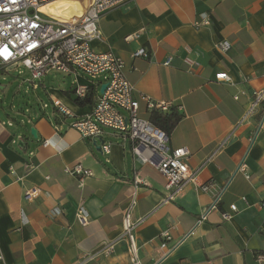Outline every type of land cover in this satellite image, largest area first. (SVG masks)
Segmentation results:
<instances>
[{
    "label": "crops",
    "instance_id": "crops-1",
    "mask_svg": "<svg viewBox=\"0 0 264 264\" xmlns=\"http://www.w3.org/2000/svg\"><path fill=\"white\" fill-rule=\"evenodd\" d=\"M86 1L65 2L79 4L80 15ZM203 18L209 24L197 25ZM99 29L101 39L93 47L112 49L122 58L140 116L147 119L151 111L143 96L169 101L182 113L168 143L188 149L194 181L164 201L158 154L151 156L153 163L141 161L129 142L108 128L97 141L110 144L103 153L94 139L68 127L71 117L60 122L54 108L19 119L5 112L0 115V264H135L124 232L126 211L134 223L140 264H260L264 99L250 105L254 91L264 88V0H129L103 13ZM222 40L230 42L229 50L220 49ZM140 48L148 55L134 57ZM54 72L37 83L51 103L59 99L75 117L90 112L101 78L74 70L64 72L67 76ZM221 72L231 81L215 78ZM76 84L89 86L88 103L73 102ZM44 139L50 144L42 145ZM75 163L91 174L79 178L63 172ZM240 163L244 170L238 169ZM31 188L37 195L26 201L23 195ZM222 188L219 207L196 224ZM133 191L136 202L130 207ZM230 204L237 211L224 220L221 212ZM80 207L87 214L85 224L75 217ZM166 231L171 239L161 247Z\"/></svg>",
    "mask_w": 264,
    "mask_h": 264
},
{
    "label": "built area",
    "instance_id": "built-area-1",
    "mask_svg": "<svg viewBox=\"0 0 264 264\" xmlns=\"http://www.w3.org/2000/svg\"><path fill=\"white\" fill-rule=\"evenodd\" d=\"M54 1L56 0H16L13 4L12 0H0V5L10 6L8 11H0V51L6 48L11 53L7 58L0 55V67H25L30 73L27 81L33 89L37 87V80L51 71L74 70L92 78H101V82L107 84L106 88L98 96L93 109L81 117H75L59 99L52 100V106L60 122L71 117L68 127L75 129L82 137L91 139L101 137L105 128L111 129L119 134L124 142H129L132 153L143 162L153 163L150 160L151 156L158 154L160 158L156 168L165 179L166 192L163 200H173L187 183L194 181V171L186 162L188 149L171 148L165 131L140 116L139 101L134 96L135 87L125 75L122 58L112 49L99 51L93 47V41L101 39L99 21L103 13L129 0H87L82 13L69 19H60L41 10L43 5ZM196 24L207 25L209 20L203 18ZM219 47L222 51H227L230 42L222 40ZM147 55L144 48L133 54L134 57ZM169 63L170 57L164 61L165 65ZM215 78L231 81L229 75L224 72L217 73ZM88 91L89 86L85 84H76L73 89L74 95L79 98L85 97ZM143 98L147 100L148 110L167 112L172 107L169 101L153 102L147 96ZM262 99L264 88L255 90L250 106H256ZM46 106L43 103L42 108ZM54 127L59 130L57 123H54ZM48 144L50 140L42 141V145ZM140 147H144L146 152L141 153ZM109 149V143L101 144L103 153H108ZM238 169L244 170V164L240 163ZM63 172L79 178L91 174V171L80 163L65 165ZM11 173H14L13 169ZM244 175L248 177L245 172ZM208 186L207 183L203 184L202 189L205 190ZM223 192L224 188L215 194L210 205L198 216L196 224L206 219L209 211L219 207ZM36 195L37 190L31 188L23 197L26 201H32ZM135 202L136 194L133 191L129 206H134ZM236 211L237 206L230 204L229 210L221 212V217L227 220ZM58 212L59 210L55 209L54 214ZM75 217L81 224L87 223V214L81 207ZM123 226L129 239L131 260L135 264H140L138 247L132 234L134 223L130 221L128 211L124 213ZM162 237L161 247H165L171 235L166 231ZM111 249L112 246H108L104 255H108ZM263 260L264 255L258 254L257 261L262 264Z\"/></svg>",
    "mask_w": 264,
    "mask_h": 264
},
{
    "label": "rangeland",
    "instance_id": "rangeland-1",
    "mask_svg": "<svg viewBox=\"0 0 264 264\" xmlns=\"http://www.w3.org/2000/svg\"><path fill=\"white\" fill-rule=\"evenodd\" d=\"M46 12L54 16L50 13L49 9ZM54 73V71H51L47 77ZM60 73L65 76L68 74L64 72ZM29 78L30 73L23 66H17L8 70L6 68H0V84L4 87L0 89V115L2 117L5 116V112L19 119L23 117V114L34 115L37 113L39 115L41 112L44 114L52 111V103L44 86L39 84L37 88L33 89L27 81ZM43 80L45 79L41 78L37 82ZM46 86L47 88L50 87L49 84ZM43 103L47 105L46 108H42Z\"/></svg>",
    "mask_w": 264,
    "mask_h": 264
},
{
    "label": "trees",
    "instance_id": "trees-1",
    "mask_svg": "<svg viewBox=\"0 0 264 264\" xmlns=\"http://www.w3.org/2000/svg\"><path fill=\"white\" fill-rule=\"evenodd\" d=\"M90 101V97H84L83 101L81 98L76 97L73 99V102L76 104H85ZM182 113L177 111L175 108L171 107V109L167 112H162L157 109H152L147 119L154 124L155 126L159 127L168 135L169 131L177 124V122L181 119Z\"/></svg>",
    "mask_w": 264,
    "mask_h": 264
},
{
    "label": "bare ground",
    "instance_id": "bare-ground-1",
    "mask_svg": "<svg viewBox=\"0 0 264 264\" xmlns=\"http://www.w3.org/2000/svg\"><path fill=\"white\" fill-rule=\"evenodd\" d=\"M60 1H66V0H56L54 2L48 3L46 5H43L41 7V10L43 11L44 8H46L49 5V11L51 14L55 15V17L60 19H69L73 17H77L81 11V6L79 4H73L69 2H60ZM55 2H60L58 5H50ZM44 12V11H43ZM60 16V17H58Z\"/></svg>",
    "mask_w": 264,
    "mask_h": 264
},
{
    "label": "water",
    "instance_id": "water-1",
    "mask_svg": "<svg viewBox=\"0 0 264 264\" xmlns=\"http://www.w3.org/2000/svg\"><path fill=\"white\" fill-rule=\"evenodd\" d=\"M106 83H103V84H101V86H100V94H102L103 93V91H104V89L106 88ZM30 132H31V134L33 135V136H36V133H35V129L34 128H31L30 129ZM97 141H99L100 142V139L99 138H97V139H94L93 140V143H94V145L96 146V149L97 150H100L101 149V144L100 143H98L97 144Z\"/></svg>",
    "mask_w": 264,
    "mask_h": 264
},
{
    "label": "clouds",
    "instance_id": "clouds-1",
    "mask_svg": "<svg viewBox=\"0 0 264 264\" xmlns=\"http://www.w3.org/2000/svg\"><path fill=\"white\" fill-rule=\"evenodd\" d=\"M16 0H12V3L15 4ZM9 5L5 4V5H0V11H8L9 10ZM18 19V18H16ZM11 53H9V51L5 48L2 51H0V55L4 56L5 58H7Z\"/></svg>",
    "mask_w": 264,
    "mask_h": 264
}]
</instances>
